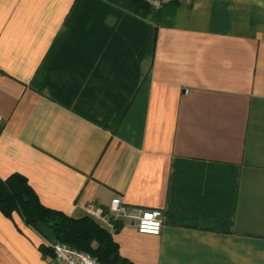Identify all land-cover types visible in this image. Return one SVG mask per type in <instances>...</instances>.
I'll return each mask as SVG.
<instances>
[{
    "label": "crops",
    "instance_id": "1",
    "mask_svg": "<svg viewBox=\"0 0 264 264\" xmlns=\"http://www.w3.org/2000/svg\"><path fill=\"white\" fill-rule=\"evenodd\" d=\"M133 264H264V0H0V178ZM159 209V235L86 210ZM0 210V264H54Z\"/></svg>",
    "mask_w": 264,
    "mask_h": 264
},
{
    "label": "trees",
    "instance_id": "2",
    "mask_svg": "<svg viewBox=\"0 0 264 264\" xmlns=\"http://www.w3.org/2000/svg\"><path fill=\"white\" fill-rule=\"evenodd\" d=\"M124 3L135 15L157 22L165 6L155 9L146 0H124ZM0 210L10 219L18 216L26 227L41 236L46 231L53 241L90 253L99 264H133L120 255L112 232L87 215L74 218L43 206L21 175L0 178ZM39 249L52 254L51 248L45 244H41Z\"/></svg>",
    "mask_w": 264,
    "mask_h": 264
},
{
    "label": "built area",
    "instance_id": "3",
    "mask_svg": "<svg viewBox=\"0 0 264 264\" xmlns=\"http://www.w3.org/2000/svg\"><path fill=\"white\" fill-rule=\"evenodd\" d=\"M153 8H161L168 0H146ZM86 210L106 222L122 220L133 225L139 233L159 235L162 224V212L159 209L128 208L119 196H113L102 209L90 203ZM51 248L54 264H99L88 252L80 251L59 242L47 245Z\"/></svg>",
    "mask_w": 264,
    "mask_h": 264
}]
</instances>
